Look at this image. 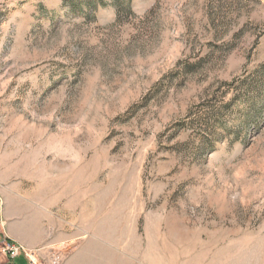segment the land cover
<instances>
[{
    "label": "rangeland",
    "instance_id": "374dc122",
    "mask_svg": "<svg viewBox=\"0 0 264 264\" xmlns=\"http://www.w3.org/2000/svg\"><path fill=\"white\" fill-rule=\"evenodd\" d=\"M264 264V0H0V264Z\"/></svg>",
    "mask_w": 264,
    "mask_h": 264
},
{
    "label": "built area",
    "instance_id": "2783aa9c",
    "mask_svg": "<svg viewBox=\"0 0 264 264\" xmlns=\"http://www.w3.org/2000/svg\"><path fill=\"white\" fill-rule=\"evenodd\" d=\"M2 250L5 256L10 260H15L19 257H23L28 261V264H37L35 258L36 255L35 252L33 250H28L21 245H16L14 243H7L4 245Z\"/></svg>",
    "mask_w": 264,
    "mask_h": 264
},
{
    "label": "crops",
    "instance_id": "0c3cea01",
    "mask_svg": "<svg viewBox=\"0 0 264 264\" xmlns=\"http://www.w3.org/2000/svg\"><path fill=\"white\" fill-rule=\"evenodd\" d=\"M1 264H5V263H3V262H1ZM8 264H15V261H11L10 263H8Z\"/></svg>",
    "mask_w": 264,
    "mask_h": 264
},
{
    "label": "bare ground",
    "instance_id": "6f19581e",
    "mask_svg": "<svg viewBox=\"0 0 264 264\" xmlns=\"http://www.w3.org/2000/svg\"><path fill=\"white\" fill-rule=\"evenodd\" d=\"M34 259V258H33Z\"/></svg>",
    "mask_w": 264,
    "mask_h": 264
}]
</instances>
